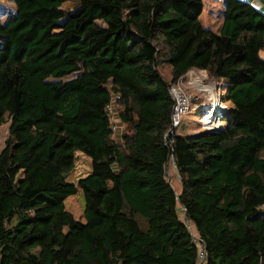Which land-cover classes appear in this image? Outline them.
<instances>
[{"label":"trees","instance_id":"trees-1","mask_svg":"<svg viewBox=\"0 0 264 264\" xmlns=\"http://www.w3.org/2000/svg\"><path fill=\"white\" fill-rule=\"evenodd\" d=\"M13 1L0 22V264H195L187 222L207 264H264V12L226 0L214 30L204 0H77L66 17L53 11L71 0ZM161 60L174 82L190 68L225 81V127L167 135ZM79 150L92 169L69 182ZM79 189L85 220L66 206Z\"/></svg>","mask_w":264,"mask_h":264},{"label":"rangeland","instance_id":"rangeland-1","mask_svg":"<svg viewBox=\"0 0 264 264\" xmlns=\"http://www.w3.org/2000/svg\"><path fill=\"white\" fill-rule=\"evenodd\" d=\"M225 1L226 0H204V9L201 15V22L204 27L218 30L222 24L225 15ZM255 6L259 7L264 12V7L261 6L259 0H250ZM16 11L15 3L13 0H0V22L4 23L7 18ZM56 16L66 17L69 15L79 14L81 12V4L77 0H71L64 2L59 8L53 11ZM262 58H264V50L260 52ZM163 78L170 84L180 86L184 97L189 101V109L181 114L180 124L177 127V132L180 134H194L207 130L204 126H210L212 121H208L209 118H213L218 109L225 107L222 110V114L219 116L218 124L220 127H225L226 119L229 116V111L232 104L224 100L227 87L224 80L211 77L209 73L204 69H189L183 78L173 81L172 67L167 62L161 60L158 67ZM192 73V74H191ZM178 82V83H177ZM177 83V84H176ZM207 84V88L205 87ZM212 89V90H211ZM178 91L177 89H175ZM214 104H208L210 101ZM221 102L222 104H220ZM206 105L204 106V104ZM213 107V112H211ZM205 108H208L207 114L210 112L212 115H207L208 118H204L203 124L202 117L204 116ZM217 109V110H216ZM114 122L119 123L120 129L114 133V139L118 143L123 142V133H127L130 128L123 123L119 116V104H117V116L113 118ZM11 121L8 119L3 125L0 126V152L5 146V141L9 136V128ZM127 131V132H126ZM92 169V160L83 151L76 152V161L74 169L69 173L67 180L69 182H77L78 179L86 176ZM167 178L173 188L179 192L182 187V181L180 174L175 166L173 159L167 166ZM66 206L69 211L73 213L75 218L79 220L84 219L85 210V197L82 189L70 196L66 201ZM183 213V209L179 210ZM183 216V215H182Z\"/></svg>","mask_w":264,"mask_h":264},{"label":"built area","instance_id":"built-area-1","mask_svg":"<svg viewBox=\"0 0 264 264\" xmlns=\"http://www.w3.org/2000/svg\"><path fill=\"white\" fill-rule=\"evenodd\" d=\"M262 2V6L264 7V0H261ZM183 78L180 77L179 80ZM178 83V82H177ZM176 83V84H177ZM207 84H205V87L207 88ZM175 89H177L178 91H176ZM170 92L172 97L175 100V104H174V108H173V116H172V128L170 129V132H168V136L170 134H173L177 127L180 124V118H181V114L186 112L187 110H190L189 107V101L187 100V98L184 97V93L182 92V89L180 86H176L173 85L172 87H170ZM120 99V95L116 94V93H112V97H111V101L109 102V104L107 105V111L110 115V120H111V124H112V130L113 132H118L120 129V125L117 121V123L114 122L113 118L116 115L117 116V104L119 102ZM208 104H214V100L213 103H211V101ZM220 104H222L220 102ZM206 105V103L204 104V106ZM223 108L218 109L214 115V122L212 125L210 126H206L204 123V118H206V116L208 115V108H205V112H204V116L202 117V121L204 126L207 128V130H214V129H220L223 127H220V125L218 124L219 121V116L222 114V110L225 109V107L223 105H221ZM175 129V131L173 130ZM260 211L264 210V203L260 206L259 208ZM190 229L192 230V236H193V241L198 245V257H197V261L195 264H207V258H208V254H207V250H206V246L205 243L201 240V238L199 237V234L195 232L193 226L187 222ZM111 264H116V263H111Z\"/></svg>","mask_w":264,"mask_h":264},{"label":"bare ground","instance_id":"bare-ground-1","mask_svg":"<svg viewBox=\"0 0 264 264\" xmlns=\"http://www.w3.org/2000/svg\"><path fill=\"white\" fill-rule=\"evenodd\" d=\"M191 74H192V73H191ZM211 90H212V89H211ZM219 103H220V102H219ZM211 110H212L211 112H213V107H212V109H211ZM216 110H217V109H216ZM211 112L208 114V116H209V115H212V113H211ZM208 116H206V118H208ZM206 118H205V119H206ZM213 119H214V118H209V120H208V121H212Z\"/></svg>","mask_w":264,"mask_h":264},{"label":"water","instance_id":"water-1","mask_svg":"<svg viewBox=\"0 0 264 264\" xmlns=\"http://www.w3.org/2000/svg\"><path fill=\"white\" fill-rule=\"evenodd\" d=\"M190 69L192 70V69H194V68H190ZM173 130L175 131V129H173ZM180 179H181V177H180ZM181 181H182V180H181Z\"/></svg>","mask_w":264,"mask_h":264},{"label":"crops","instance_id":"crops-1","mask_svg":"<svg viewBox=\"0 0 264 264\" xmlns=\"http://www.w3.org/2000/svg\"><path fill=\"white\" fill-rule=\"evenodd\" d=\"M169 66H171L169 63H168ZM172 67V66H171Z\"/></svg>","mask_w":264,"mask_h":264}]
</instances>
